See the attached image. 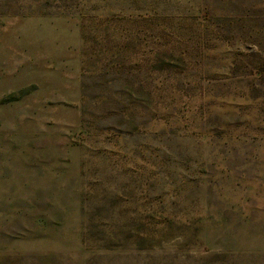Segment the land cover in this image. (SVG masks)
Masks as SVG:
<instances>
[{
  "label": "rangeland",
  "instance_id": "obj_1",
  "mask_svg": "<svg viewBox=\"0 0 264 264\" xmlns=\"http://www.w3.org/2000/svg\"><path fill=\"white\" fill-rule=\"evenodd\" d=\"M0 264H264V0H0Z\"/></svg>",
  "mask_w": 264,
  "mask_h": 264
}]
</instances>
